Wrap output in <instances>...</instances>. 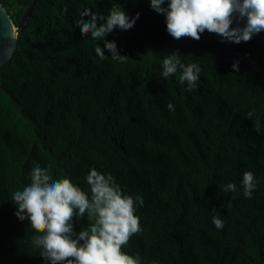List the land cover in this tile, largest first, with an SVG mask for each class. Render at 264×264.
Masks as SVG:
<instances>
[{"label": "trees", "instance_id": "obj_1", "mask_svg": "<svg viewBox=\"0 0 264 264\" xmlns=\"http://www.w3.org/2000/svg\"><path fill=\"white\" fill-rule=\"evenodd\" d=\"M0 2L18 26L33 0ZM114 6L140 14L106 37L123 61L77 27L85 10ZM177 50L200 68L191 91L181 70L162 76ZM0 86V264H50L11 198L37 165L89 195L95 168L142 197L141 232L123 248L141 264H264V31L239 44L207 30L177 40L150 0H38ZM249 171L259 182L251 199L240 183ZM229 183L237 193L223 191ZM88 226L74 221L77 233Z\"/></svg>", "mask_w": 264, "mask_h": 264}, {"label": "clouds", "instance_id": "obj_2", "mask_svg": "<svg viewBox=\"0 0 264 264\" xmlns=\"http://www.w3.org/2000/svg\"><path fill=\"white\" fill-rule=\"evenodd\" d=\"M165 4L166 0H150L153 10L165 14L167 31L177 40L189 37L198 41L207 30L239 44L264 31V0H167V7ZM139 15L129 17L124 9L116 6L107 16L87 9L81 13L77 27L84 37L90 35L96 41L104 40L112 54L110 58L123 61L126 57L119 53L116 43L106 37L117 28L131 29ZM234 21L236 27H232ZM240 22H244L243 26ZM95 52L101 60L108 57L99 45ZM177 53L178 50L163 60L162 76L167 79L181 70L179 83L186 82L191 91L197 86L200 68L196 64H183ZM233 68L238 70L237 64H233ZM167 108L174 110L171 103ZM248 117H252L251 112ZM29 178L30 183L15 191L11 198L18 209L15 213L18 219L30 221L35 233L32 243L40 249L44 261L50 264H141L139 257L129 255L123 248L133 235L141 232L136 206H143L142 197L125 195L110 173L95 168L86 177L90 195L69 178L53 179L50 170L39 165L32 169ZM240 183L244 197L251 199L259 183L254 174L245 172ZM223 191L237 193V185L229 183ZM86 216L89 226L77 233L74 221L84 220ZM213 223L217 229L224 227L217 216L213 217Z\"/></svg>", "mask_w": 264, "mask_h": 264}, {"label": "water", "instance_id": "obj_3", "mask_svg": "<svg viewBox=\"0 0 264 264\" xmlns=\"http://www.w3.org/2000/svg\"><path fill=\"white\" fill-rule=\"evenodd\" d=\"M37 2L38 0H33L18 26L14 24L9 12L0 2V69L13 57L18 46V34L28 26ZM3 88V86H0V89Z\"/></svg>", "mask_w": 264, "mask_h": 264}]
</instances>
